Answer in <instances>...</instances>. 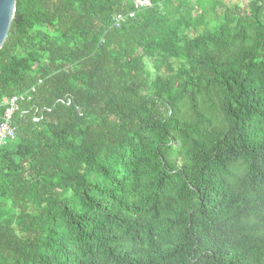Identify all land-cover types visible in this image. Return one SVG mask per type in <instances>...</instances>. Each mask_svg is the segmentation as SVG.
I'll use <instances>...</instances> for the list:
<instances>
[{
    "label": "trees",
    "instance_id": "1",
    "mask_svg": "<svg viewBox=\"0 0 264 264\" xmlns=\"http://www.w3.org/2000/svg\"><path fill=\"white\" fill-rule=\"evenodd\" d=\"M140 1L17 0L0 264H264V0Z\"/></svg>",
    "mask_w": 264,
    "mask_h": 264
},
{
    "label": "built area",
    "instance_id": "2",
    "mask_svg": "<svg viewBox=\"0 0 264 264\" xmlns=\"http://www.w3.org/2000/svg\"><path fill=\"white\" fill-rule=\"evenodd\" d=\"M150 3V0H142L141 4ZM124 19L123 14H119L116 19L118 25ZM26 98V94L14 95L4 100L1 105H6L5 110H0V145L5 144L7 139L14 138L16 135V127L14 125V114L20 106L21 100Z\"/></svg>",
    "mask_w": 264,
    "mask_h": 264
},
{
    "label": "water",
    "instance_id": "3",
    "mask_svg": "<svg viewBox=\"0 0 264 264\" xmlns=\"http://www.w3.org/2000/svg\"><path fill=\"white\" fill-rule=\"evenodd\" d=\"M17 0H0V49L10 32Z\"/></svg>",
    "mask_w": 264,
    "mask_h": 264
},
{
    "label": "rangeland",
    "instance_id": "4",
    "mask_svg": "<svg viewBox=\"0 0 264 264\" xmlns=\"http://www.w3.org/2000/svg\"><path fill=\"white\" fill-rule=\"evenodd\" d=\"M227 2H230V3H232V2H237V1H246V0H226ZM140 3H141V1H140Z\"/></svg>",
    "mask_w": 264,
    "mask_h": 264
}]
</instances>
